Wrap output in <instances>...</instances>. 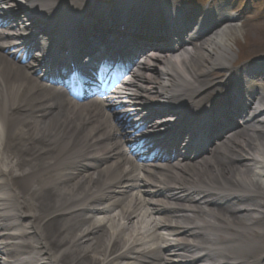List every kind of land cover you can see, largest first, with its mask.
<instances>
[{
  "label": "bare ground",
  "instance_id": "6f19581e",
  "mask_svg": "<svg viewBox=\"0 0 264 264\" xmlns=\"http://www.w3.org/2000/svg\"><path fill=\"white\" fill-rule=\"evenodd\" d=\"M81 2L0 0V20L8 24L0 23V31L10 28L11 36L18 35H0V264H264V83L254 77L264 76V67L228 66L231 40L240 31L237 17L227 15L225 4L214 13L220 15L215 20L204 10L190 11L180 4L169 10L165 1L149 5L113 0L110 6L82 13L75 8ZM57 8L60 35L45 29L64 47L67 36L82 35L83 23L103 28V34L92 35L101 41L118 29L116 23L128 22L125 30L128 38L135 37L140 59L111 98L126 104L125 112L119 107V115L132 120L143 136H158L156 130L172 127L178 135L187 125L178 136L179 159L173 167L163 166L170 171H161V162L136 164L126 154L127 142L114 117L104 115V107L93 100L80 108L61 87L41 80V60L17 63L20 47L26 45L20 36L32 33L27 25L44 28L46 13ZM147 11L157 20L148 30L141 27ZM52 13L51 19L57 20ZM18 14L27 18L24 27ZM10 17L14 21L9 22ZM71 21L78 24L71 26ZM167 40L174 41V47L167 46ZM220 77L225 80L216 81ZM239 98L254 101L250 113L241 110V129L227 119L202 117L209 122L201 127L203 135L215 120L225 131L212 156L198 157L193 161H202L194 163L191 156L182 164L192 150V138L201 133L195 126L199 123H191L188 116L203 115L204 105L210 108L216 99L223 106ZM182 107L189 113H181ZM136 130L130 134L138 136ZM164 136L167 140L161 143L171 147L162 149L170 152L176 140ZM51 148L61 150L56 154ZM159 195L177 204L191 202L193 206L184 210L190 213L166 206ZM98 204L107 208L101 211ZM161 231L183 237L164 245V254L161 244L150 249L158 240L165 241ZM199 233L205 237L190 239ZM194 248L190 263L179 262Z\"/></svg>",
  "mask_w": 264,
  "mask_h": 264
},
{
  "label": "rangeland",
  "instance_id": "374dc122",
  "mask_svg": "<svg viewBox=\"0 0 264 264\" xmlns=\"http://www.w3.org/2000/svg\"><path fill=\"white\" fill-rule=\"evenodd\" d=\"M92 1L98 3L102 0ZM175 1H180L192 7L205 8L206 10L212 8V0H196L198 2L194 0ZM220 2L228 3L230 11L235 13L236 17L239 15L240 31L231 40L230 48L233 53L228 66L239 68L245 65H264V0H218L215 1V6ZM217 72H220V69L215 71V73ZM261 78L256 81L262 82ZM55 227L56 225L53 228ZM51 230L53 229L51 228Z\"/></svg>",
  "mask_w": 264,
  "mask_h": 264
}]
</instances>
